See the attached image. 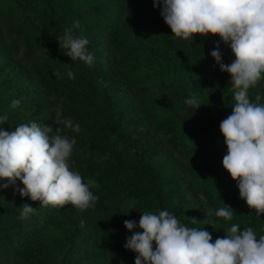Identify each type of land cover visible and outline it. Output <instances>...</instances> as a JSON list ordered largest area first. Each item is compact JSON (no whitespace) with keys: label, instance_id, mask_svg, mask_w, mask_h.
<instances>
[{"label":"trees","instance_id":"obj_1","mask_svg":"<svg viewBox=\"0 0 264 264\" xmlns=\"http://www.w3.org/2000/svg\"><path fill=\"white\" fill-rule=\"evenodd\" d=\"M74 21L83 29L75 33L90 42V67L59 46L57 38ZM212 38L220 39L175 37L153 0H0V117L8 116L0 128L11 132L33 121L60 128L76 140L70 170L85 183L93 180L90 191L98 197L85 210L40 207L12 187L0 189V264H134L138 254L124 248L132 234L124 221L138 224L143 213L161 210L189 228H204L208 218L221 226V237L233 224L251 227L257 239L264 235V214L247 206L222 165L227 147L220 123L232 113L235 90L210 55ZM222 55L225 64L233 62ZM114 84L128 90L136 108L114 111L107 93ZM257 94L264 103V76L249 89L250 102ZM193 95L202 104L196 110L184 102ZM13 100L19 106L13 108ZM154 134L174 162L182 161L176 175L160 162ZM187 188L214 213L186 207ZM24 203L36 210L22 221ZM225 205L234 211L230 220L215 216Z\"/></svg>","mask_w":264,"mask_h":264},{"label":"clouds","instance_id":"obj_2","mask_svg":"<svg viewBox=\"0 0 264 264\" xmlns=\"http://www.w3.org/2000/svg\"><path fill=\"white\" fill-rule=\"evenodd\" d=\"M164 22L175 37L192 41L194 35L219 36L210 55L221 72L230 74L235 104L232 113L220 123L227 153L222 165L237 181L240 197L256 215L264 214V103L257 94L250 102L249 89L264 76V0H153ZM83 31L79 21L66 28L58 37L59 46L74 62L77 59L89 67L94 55L88 50L89 40L77 35ZM221 42L230 47L235 60L223 62ZM69 79H75L72 71ZM185 104L198 109L199 97L187 98ZM12 101V107L19 106ZM8 116L0 117V125ZM75 130L71 120L64 121ZM61 129L41 126L33 121L21 124L9 132L0 128V189L12 187L21 197L40 201V207L62 208L71 204L79 210L94 207L98 200L90 191L93 180L85 183L78 172L69 168L75 139L60 135ZM20 181L23 187L17 185ZM19 219L27 220L36 208L28 203L20 206ZM233 210L221 207L215 216L232 219ZM132 234L126 237L124 248L138 255L134 264H264V235L257 239L251 227L239 230L233 224L224 237L212 242V235L202 229L189 228L168 210L158 214L143 213L139 222L125 220ZM141 229L135 231V229ZM155 242V250H153Z\"/></svg>","mask_w":264,"mask_h":264},{"label":"rangeland","instance_id":"obj_3","mask_svg":"<svg viewBox=\"0 0 264 264\" xmlns=\"http://www.w3.org/2000/svg\"><path fill=\"white\" fill-rule=\"evenodd\" d=\"M220 39L218 40H215L214 38L211 39V42L215 45L217 41H219ZM220 48H221V52L225 55H228L229 58H231L233 61L235 60V56L234 54L232 53L230 47H228L227 45L223 44L221 42V45H220ZM108 95H109V99H111L113 102H112V105H113V109L115 112H117L115 109L116 107H121V105H125L126 106H129V105H132L136 108V100L131 97V95L129 94L128 90L123 87L121 84H114V87H113V90L112 91H108L107 92ZM131 100H135V102L132 104L131 103ZM117 101V102H115ZM119 109V108H118ZM153 140L154 142L157 144V146L159 147V153L161 154V157H160V162H164V168L167 172V174H173V175H176L179 171H181L184 167V165L182 164V161L181 160H178L177 162H174V159L172 158L171 154H166L165 153V148L163 146V143L160 139V137H158L157 135H153ZM183 165V166H182ZM195 193L192 191L191 188H187V189H184V191L182 192V197H183V204L186 206V207H189V208H192V206L194 208H198L199 211L203 214H213L211 211V213H207L205 209H203V206L202 204L204 203H200V204H197L196 203V198H195ZM197 197H199L197 195ZM199 199L204 202L200 197ZM200 202V201H199ZM209 211V210H208ZM201 225L206 229L208 230V232L211 234V235H214L215 238L217 237H221L223 235V230L221 228V226L216 223V224H211L210 220L208 218H205Z\"/></svg>","mask_w":264,"mask_h":264}]
</instances>
